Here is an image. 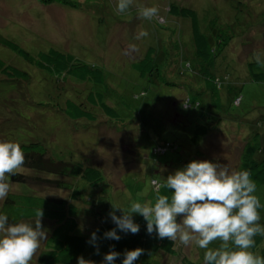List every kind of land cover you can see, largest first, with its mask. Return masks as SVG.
Returning a JSON list of instances; mask_svg holds the SVG:
<instances>
[{
  "label": "rangeland",
  "instance_id": "rangeland-1",
  "mask_svg": "<svg viewBox=\"0 0 264 264\" xmlns=\"http://www.w3.org/2000/svg\"><path fill=\"white\" fill-rule=\"evenodd\" d=\"M116 4L117 0H0L1 36L32 55L50 48L71 54L105 75L104 85L58 77L0 46V58L6 64L30 75L29 82L0 81V142H40L52 157L89 161L105 176L107 187L94 204L87 201V192L77 202L78 231L84 234L111 219V203L125 211L132 202L154 204L157 192L150 184L152 179L160 183L159 194L171 196V190L164 186L166 177L198 157L199 151L200 161L238 170L242 144L255 132L260 133L264 143V82H252L247 76V64L255 61L254 54L264 60V0H133L123 14L116 10ZM171 4L196 11L199 29L208 36L210 46L215 45L216 34L227 40V47L213 61L214 77L229 74V85L234 86L233 91L239 90L238 101L232 103V95L226 90L221 95L218 90L207 92L213 76L208 80L205 71L194 72L198 60L190 21L172 16ZM137 5L157 6L158 17L140 18ZM142 31L148 35L141 36ZM147 50L155 52L152 56L158 72L141 77L131 63ZM90 90L104 93L105 101L123 121L115 123L101 116L96 123L79 121L84 127L80 128L57 112L67 99L80 101ZM217 100L220 106L214 109L212 103ZM183 101L192 108L186 109ZM197 102L199 107L194 106ZM163 142L176 149L154 155L155 146ZM24 188L10 184L13 192ZM34 191L67 197L54 189ZM255 194L264 205V186ZM258 211L259 223L264 226V207ZM116 215H122L121 211L117 210ZM133 220L146 223L138 214H133ZM35 221L25 223L34 226ZM42 224L49 234L53 223L42 220ZM45 240L30 264H38ZM220 243L214 241L209 247L217 248ZM97 244L100 254L88 243L80 256L102 264L107 252ZM175 245L174 255L144 252L134 264H181L183 256L204 262L205 249L195 244L184 246L178 240ZM250 250L264 257V236ZM124 252L115 264H122ZM70 264H77V259Z\"/></svg>",
  "mask_w": 264,
  "mask_h": 264
},
{
  "label": "trees",
  "instance_id": "trees-1",
  "mask_svg": "<svg viewBox=\"0 0 264 264\" xmlns=\"http://www.w3.org/2000/svg\"><path fill=\"white\" fill-rule=\"evenodd\" d=\"M169 10L172 16L188 18L190 21L194 53L198 60L194 72L199 69L200 72L204 73L205 71L208 80L209 76H213L209 80L211 83L209 82L210 87L207 92L214 90L217 92L218 90L219 92L217 93L221 95V92L226 90L228 94L232 95V103H234L235 99L240 96L237 93L239 90L233 91L234 86L229 85V74H224L222 78H215L213 69L215 68L213 61L223 53L222 51L228 45L227 40L221 38L220 34H216L214 36L215 45L213 47L210 46L208 36L199 29L195 10L175 4H171ZM0 46L16 53L37 69L56 74L58 77L61 75L64 78L70 76L81 81H92L97 85L105 84V75L101 69L83 63L75 59L71 54L50 48L47 52H38L37 55H32L16 42L1 35ZM154 53L152 50H147L141 59L131 63L141 77L152 76L157 70L154 56H152ZM247 76L252 82H264V69L258 68L256 62L251 61L247 64ZM223 79L225 82L221 85L220 82ZM4 80L29 82L30 75L17 67L6 64L0 58V81ZM168 83L170 85L176 84L173 82ZM207 85L208 83H206V87ZM206 87L202 90H206ZM195 95L199 94L195 93ZM186 101L188 102V98ZM187 102L183 101L184 107H187L186 109L192 108L186 105ZM195 104L194 106H200L199 102ZM219 106L218 100L217 103H212L214 109H219ZM58 111L74 127L78 125L80 128L84 127L79 121L86 120L90 123H96L101 119V116H105L109 121L115 123L123 121L120 119L116 109L105 101L104 93L92 90L88 91L86 97L80 101L67 99L62 106L57 108ZM263 144L260 133L255 132L242 144L240 151L238 170L250 171L251 178L256 183V189L264 186ZM20 146L25 154V164L18 169L16 175L9 178V182L10 184L23 185L26 188L17 192L9 191L7 198L1 200L0 213L7 214L9 223H18L36 220L35 210L42 207L44 212L42 220L52 222L53 226L44 242L42 251L37 256L36 261L38 264H70L74 262L84 252L93 232H96L99 238L97 242L107 253L110 250L121 253L125 250H134L136 248H141L146 253L159 252L166 256L176 253L175 242L166 238L159 239L155 232L151 235L148 234L146 223L144 222L137 223L140 226L137 234H131L130 232L125 234L117 229V233L121 237L118 241L104 238L105 232L116 227L111 219L100 222L98 226L87 234L79 232L78 230L81 229L78 227L76 217L79 209L77 202L84 192L89 194L86 199L91 204H94L96 198L104 194L107 185L102 171L89 161H79L71 158L56 159L50 155L48 148L40 142H26L21 143ZM175 149L176 146L171 143L163 142L156 145L152 152L154 155L160 156L169 150ZM201 155L199 151L198 157H193L191 161H200ZM75 181H78L79 184L76 185ZM150 184L155 192L160 190V183L157 179H152ZM81 185L84 188L80 189L79 186ZM157 185L159 186L158 188ZM35 189H54L65 192L67 197L38 194L35 193ZM90 194H93V196ZM89 213L97 214L96 211H89ZM254 239L255 241L260 240L261 235H257ZM180 262L181 264H204V262H193L186 256L181 257Z\"/></svg>",
  "mask_w": 264,
  "mask_h": 264
},
{
  "label": "clouds",
  "instance_id": "clouds-1",
  "mask_svg": "<svg viewBox=\"0 0 264 264\" xmlns=\"http://www.w3.org/2000/svg\"><path fill=\"white\" fill-rule=\"evenodd\" d=\"M132 5L133 0H117L116 10L123 14ZM136 7L142 19L151 20L159 15L157 6ZM140 35L148 33L142 31ZM254 60L258 68L264 69L259 54H254ZM24 164L25 154L20 144L0 142V200L7 198L9 178ZM164 186L171 190V196L157 192L154 204L132 202L125 211L111 203L112 211L108 215L116 227L105 232L104 238L120 240L117 229L125 234H137L140 226L134 222L133 214H138L146 221L148 234L155 232L159 239L178 240L184 246L195 244L205 249L204 264H264V257L250 250L255 246L254 238L264 236L258 211L264 205L255 194L256 183L250 171L229 170L226 165L209 160H193L169 174ZM117 210L122 215H116ZM43 215L42 207L35 210L37 219L33 226L25 222L9 223L7 214L0 213V264H30L41 241L48 238ZM98 239L93 232L88 241L96 247V254H100ZM214 241L221 242L219 247L210 248ZM143 253L141 248L125 250L122 264H134ZM120 255L110 250L102 264H115ZM77 264L95 262L79 256Z\"/></svg>",
  "mask_w": 264,
  "mask_h": 264
},
{
  "label": "built area",
  "instance_id": "built-area-1",
  "mask_svg": "<svg viewBox=\"0 0 264 264\" xmlns=\"http://www.w3.org/2000/svg\"><path fill=\"white\" fill-rule=\"evenodd\" d=\"M237 101H238V99H237Z\"/></svg>",
  "mask_w": 264,
  "mask_h": 264
}]
</instances>
